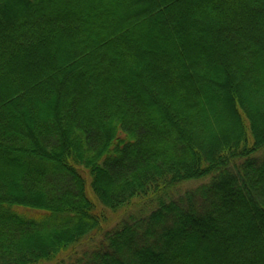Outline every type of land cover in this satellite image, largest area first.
Returning <instances> with one entry per match:
<instances>
[{
	"label": "trees",
	"instance_id": "obj_1",
	"mask_svg": "<svg viewBox=\"0 0 264 264\" xmlns=\"http://www.w3.org/2000/svg\"><path fill=\"white\" fill-rule=\"evenodd\" d=\"M0 264H264V0H0Z\"/></svg>",
	"mask_w": 264,
	"mask_h": 264
},
{
	"label": "rangeland",
	"instance_id": "obj_2",
	"mask_svg": "<svg viewBox=\"0 0 264 264\" xmlns=\"http://www.w3.org/2000/svg\"><path fill=\"white\" fill-rule=\"evenodd\" d=\"M213 40H209L207 37H203L202 39H201V44L203 43V44H205L206 46H212V47H214L215 49H219V50H221L222 48L220 47V45H218L216 42H215V39H214V41L212 42ZM226 58H227V56H226ZM167 73H165V75H166Z\"/></svg>",
	"mask_w": 264,
	"mask_h": 264
}]
</instances>
